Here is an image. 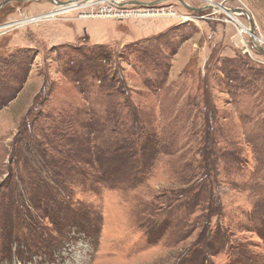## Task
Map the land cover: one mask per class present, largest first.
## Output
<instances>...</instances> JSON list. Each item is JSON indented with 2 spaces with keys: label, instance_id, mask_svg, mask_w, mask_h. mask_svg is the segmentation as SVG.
Returning a JSON list of instances; mask_svg holds the SVG:
<instances>
[{
  "label": "rangeland",
  "instance_id": "374dc122",
  "mask_svg": "<svg viewBox=\"0 0 264 264\" xmlns=\"http://www.w3.org/2000/svg\"><path fill=\"white\" fill-rule=\"evenodd\" d=\"M183 1L0 0V264H264V0Z\"/></svg>",
  "mask_w": 264,
  "mask_h": 264
},
{
  "label": "trees",
  "instance_id": "16d2710c",
  "mask_svg": "<svg viewBox=\"0 0 264 264\" xmlns=\"http://www.w3.org/2000/svg\"><path fill=\"white\" fill-rule=\"evenodd\" d=\"M115 74H116V76H117V79H118V81L120 82V87H121V89H122V91L123 92H126V95H128L129 93H128V91H127V89H126V83H125V81H124V77H122V74L120 73V68L119 67H117L116 69H115ZM48 90V88H46V84L44 83L43 84V87L41 88V90L39 91V95H40V99H42V97L44 96V93L46 92ZM38 99V98H37ZM37 99H34L33 100V102H32V109H31V113L35 110H37V109H39V107H40V105H39V101L37 100ZM39 99V100H40ZM31 113L29 112V113H26L25 114V116H24V123L26 124V136H28V138L30 139V140H33L35 143H39L40 141H39V138H38V136L33 132V130H32V128H31V124H30V115H31ZM136 124V123H135ZM210 166H211V164H210ZM207 174L206 173H204L202 176H200L199 177V182L200 181H202V180H204V179H206L207 178ZM91 184H93V182L91 183ZM59 213V216H56L55 217V220L57 221V219H61V220H66L67 222L69 221V220H67L66 218H61L60 217V212H58ZM74 217H79L78 215H75ZM81 217H84V216H81ZM32 218H34V216L32 217ZM50 219H52V217H49ZM73 219V218H72ZM53 220V219H52ZM85 224H86V226H88V228H94V227H92V224L93 223H91V222H89L86 218H84V226H85ZM29 226H31V224L29 225ZM33 226V225H32Z\"/></svg>",
  "mask_w": 264,
  "mask_h": 264
},
{
  "label": "crops",
  "instance_id": "0c3cea01",
  "mask_svg": "<svg viewBox=\"0 0 264 264\" xmlns=\"http://www.w3.org/2000/svg\"><path fill=\"white\" fill-rule=\"evenodd\" d=\"M227 12V11H226ZM93 19V20H92ZM90 19V21H85L86 31L88 33V47H94L99 43H103L106 40L115 39L111 37L109 31H106V20H98L95 18ZM72 32V31H71ZM74 33V32H73Z\"/></svg>",
  "mask_w": 264,
  "mask_h": 264
},
{
  "label": "bare ground",
  "instance_id": "6f19581e",
  "mask_svg": "<svg viewBox=\"0 0 264 264\" xmlns=\"http://www.w3.org/2000/svg\"><path fill=\"white\" fill-rule=\"evenodd\" d=\"M120 1H125V0H115V2H117V3H120ZM65 5V6H64ZM63 6L62 5H59V6H57V9L55 10V11H53V13H50L51 15L50 16H55L56 14H58V13H60V12H62V11H64V10H67L68 9V11L69 10H71V9H75L76 7H79V5L80 6H82L83 4H78V0H69V2H67L66 4H64ZM213 6V5H212ZM62 10V11H61ZM221 10V9H220ZM227 11V10H226ZM242 11V10H241ZM229 16H231L232 17V19H233V21L234 22H237L236 24H238L239 26H240V30H239V33H241L242 31H245V32H247V33H250L251 34V36H253V39L254 40H260V41H263L261 38H259L258 36H255L254 34H252V31L253 30H251V28H249V26H244L238 19H237V17H236V15L237 14H240V12H236V11H234V12H230V11H227L226 12ZM41 17H27L26 18V20H23L22 21V23L23 22H26V21H37V20H39ZM18 24H20V23H17L16 25H18ZM11 26V25H10ZM9 27V24H6V27H4V28H8ZM264 42V41H263Z\"/></svg>",
  "mask_w": 264,
  "mask_h": 264
},
{
  "label": "water",
  "instance_id": "95a60500",
  "mask_svg": "<svg viewBox=\"0 0 264 264\" xmlns=\"http://www.w3.org/2000/svg\"><path fill=\"white\" fill-rule=\"evenodd\" d=\"M28 1H30V0H28ZM49 1H51V2H53V3H55L56 5H64V4H66L67 2H69V1H67V2H61V1H59V0H49ZM71 1V0H70ZM183 4H185V2L183 1V0H180ZM155 2H157V1H155ZM7 2H3L0 6H4L5 4H6ZM154 3V2H153ZM116 4H119V3H117L116 2ZM144 5H148V4H150V3H143ZM65 6V5H64ZM194 10H195V8H194Z\"/></svg>",
  "mask_w": 264,
  "mask_h": 264
},
{
  "label": "built area",
  "instance_id": "2783aa9c",
  "mask_svg": "<svg viewBox=\"0 0 264 264\" xmlns=\"http://www.w3.org/2000/svg\"><path fill=\"white\" fill-rule=\"evenodd\" d=\"M111 10L109 9L108 12H110ZM114 16H118V17H122L124 16L123 12H119V11H115V13L113 14ZM254 44L256 45V42L253 41Z\"/></svg>",
  "mask_w": 264,
  "mask_h": 264
}]
</instances>
